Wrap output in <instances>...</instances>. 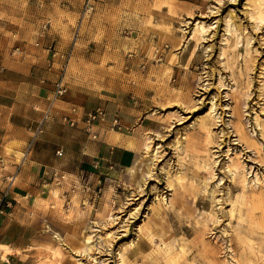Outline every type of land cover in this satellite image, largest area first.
<instances>
[{
	"label": "rangeland",
	"instance_id": "rangeland-1",
	"mask_svg": "<svg viewBox=\"0 0 264 264\" xmlns=\"http://www.w3.org/2000/svg\"><path fill=\"white\" fill-rule=\"evenodd\" d=\"M107 4L85 15L61 0H0V51L20 49L14 58L37 67L48 97L63 81L67 93L96 95L92 109L106 96L136 120L129 130L108 126L107 139L135 143L134 162L105 169L93 150L102 138L53 121L42 154L63 149L58 158L70 155L74 167H59L66 180L38 197L40 232L22 257L264 264V0ZM25 146L7 153L19 162ZM14 251L0 247L3 258Z\"/></svg>",
	"mask_w": 264,
	"mask_h": 264
},
{
	"label": "crops",
	"instance_id": "crops-1",
	"mask_svg": "<svg viewBox=\"0 0 264 264\" xmlns=\"http://www.w3.org/2000/svg\"><path fill=\"white\" fill-rule=\"evenodd\" d=\"M61 1L73 12L84 10L83 0H79L83 2V7L77 3V0ZM107 2L108 0H96L94 9L108 5ZM0 63V198L11 203L9 210L0 214V247L16 250L5 258L0 255V264H32L33 252L29 255L25 254L26 259L22 256L27 253L25 247H31L40 232L38 224L43 216L36 209L38 197L46 193L44 188L52 185L54 170H58L59 167L63 169L65 165L68 169H72L74 165L71 164L70 155L65 161L60 160L52 145H47L46 155L42 154L40 142H45L44 140L50 137V132L55 127L53 121L45 123L43 132L34 138L44 113L50 105L48 94L51 92L48 86L43 85L45 80L42 77L43 74H39L37 67L34 68L27 63L26 59L17 60L14 55L10 57L3 51H0ZM79 93L82 95L66 92L56 101L54 105L56 117L60 118L71 113V109L75 107L77 112L74 116L77 124L72 127L74 128L72 131H85V120L88 115L103 109L105 120L97 121L92 126V131L99 135L97 138H102V145L94 144L93 147L95 156L100 159L101 168L105 169L109 164L125 167L133 163L136 158V148L127 147V144L133 143L132 141L120 136L118 142L115 141L116 135H112L109 138L111 143L109 144L107 139L110 135L108 126L112 127L116 117L119 118L123 131V129L129 130L135 124L134 115L120 109L119 105L106 106L108 101L112 100L106 96H102L106 98L104 103H99L101 99H97L98 106L92 109V102L96 95L89 97L87 93L80 91ZM83 95L88 96L89 99L85 100ZM37 105H40L42 109L44 107V111L36 110ZM67 128L69 130V127ZM90 137L92 136L89 135ZM10 143L28 145L23 149L21 161H16L15 154L7 153V145ZM136 147L138 149L137 145ZM33 217L37 219L34 221ZM17 250H20L21 254Z\"/></svg>",
	"mask_w": 264,
	"mask_h": 264
},
{
	"label": "built area",
	"instance_id": "built-area-1",
	"mask_svg": "<svg viewBox=\"0 0 264 264\" xmlns=\"http://www.w3.org/2000/svg\"><path fill=\"white\" fill-rule=\"evenodd\" d=\"M96 0H83L84 2V14H88L94 10V2ZM19 52L21 53L20 49H16L14 52V55ZM154 60L158 63H162L164 61V55L160 50H157L154 55ZM67 92V88L63 81L57 82L55 85V90L53 92V95L51 97H48V102L50 105L48 106L47 110L44 113L43 119L41 124L39 125L38 129L36 130L34 138L38 137L43 132V127L45 123L55 121L56 119H59L62 121L63 124L69 125L71 127H74L77 124V119L75 118V114L77 112V109L73 107L71 109V113L67 115H63L60 118L56 117L55 111H54V105L56 101L64 96V94ZM105 120V111L103 109H98L96 112L91 113L88 115L87 119L85 120L86 128L85 131L90 136H92L94 139H97L98 134L96 132L92 131V126L97 121H104ZM112 128L113 129H119L122 130V124L118 117L114 119L112 122ZM63 149L57 151L58 156H63ZM54 179L53 181L61 182V180H66V176L61 174L59 170H54ZM96 198V197H95ZM95 205V204H94ZM11 207V203L9 201H5L4 198H0V214H3L4 212H7L9 208ZM5 208V209H4Z\"/></svg>",
	"mask_w": 264,
	"mask_h": 264
},
{
	"label": "bare ground",
	"instance_id": "bare-ground-1",
	"mask_svg": "<svg viewBox=\"0 0 264 264\" xmlns=\"http://www.w3.org/2000/svg\"><path fill=\"white\" fill-rule=\"evenodd\" d=\"M205 30V26L204 25H201V31L203 32ZM206 135L209 136L210 135V132L209 130H206ZM245 140V138H244ZM115 141H118L119 142V136L116 135V138H115ZM127 147H129V149H133L134 148V144L133 143H129L127 145ZM149 146L146 147V149H148ZM110 220H113V219H110ZM114 221V220H113ZM108 238H111L112 237V233H109L107 234ZM90 237H87V236H84V241L89 244L90 243ZM232 243V242H231ZM134 241L131 243L132 246H134ZM232 245V244H231Z\"/></svg>",
	"mask_w": 264,
	"mask_h": 264
}]
</instances>
